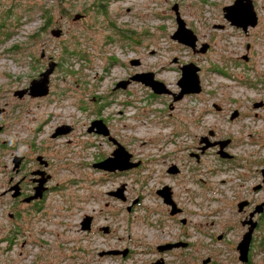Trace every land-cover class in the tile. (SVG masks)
Segmentation results:
<instances>
[{"label":"rangeland","instance_id":"obj_1","mask_svg":"<svg viewBox=\"0 0 264 264\" xmlns=\"http://www.w3.org/2000/svg\"><path fill=\"white\" fill-rule=\"evenodd\" d=\"M232 1L0 0V190L13 155H40L49 175L45 198L15 221L0 196V264H148L157 255L181 264V252L155 249L180 231L191 243L190 264L205 256L213 264H241L233 249L238 226L223 202L222 159L214 149L199 163L188 155L199 135L214 129L217 138L232 140L230 151L250 170L264 164V0H252L257 23L245 32L223 17L222 7ZM173 3L196 36L195 51L170 37ZM49 62L55 66L47 93L18 96ZM188 62L198 67L201 89L173 100ZM147 71L169 92L153 93L140 81L113 88ZM187 116L195 117L189 131L196 139L183 132ZM93 119L140 161L137 167L119 173L92 167L114 149L107 136L86 130ZM60 125L69 131L52 137ZM172 164L178 174L167 173ZM252 176L248 182L257 179ZM121 184L123 200L108 193ZM163 186L184 209L186 225L167 216L155 192ZM85 215L93 218L89 230L80 227ZM103 225L110 230L101 231ZM125 247L131 249L126 257L99 254ZM250 251L246 264H264V246L255 242Z\"/></svg>","mask_w":264,"mask_h":264},{"label":"flooded vegetation","instance_id":"obj_2","mask_svg":"<svg viewBox=\"0 0 264 264\" xmlns=\"http://www.w3.org/2000/svg\"><path fill=\"white\" fill-rule=\"evenodd\" d=\"M214 107L216 110L221 109V107L217 105H214ZM198 119L200 121L202 119L201 116ZM194 120L195 117L189 119L188 116L184 119L186 125L185 128H183V132L186 133V135H188L191 138V140L194 139L195 136L197 138V135L195 133L190 135L191 130L189 131L190 125L192 126L193 124L192 122H194ZM204 136H207L208 138L202 139L203 141L199 142L200 138ZM223 140H229L223 147L224 151H226L229 154V156L224 158L220 157L222 159L221 172L224 175L223 179H221V181L224 183L223 202L225 201L228 202L230 206L229 209L233 214V221L238 226L239 234L237 236V241L235 239V245L233 247L236 253H238L236 249L237 243L241 240L244 233L251 230V238L247 253V261L246 262L240 261L238 259V256L236 255V258L241 264H246L250 261V253H251L250 250H252L253 244L257 242L258 247L264 246V182L262 181L263 177L260 171L262 168H264V164H262L259 168L250 170V168L247 167V164L243 163V159H237L235 154L230 151L232 140L228 137L225 139L217 138L215 136L214 129H209V131H207V135H199L196 143H192L191 147L188 149V155L189 157L194 159L196 163H199L202 157L205 156L207 153H209L211 149H214V151L216 152V149L218 148V144H216L214 146L201 150V146L205 142L223 141ZM116 141L119 142V140ZM13 157L11 159V167L3 171L4 175L2 176H7V177L6 179L4 177L2 179V180L5 179L4 181L5 186H2V189L0 190V196L4 197L7 200L9 206H11V211L7 213V216L10 218V220L15 221L18 219L20 214L25 209H32L38 207L39 203L47 195L49 187L47 186L46 183L48 182L49 178L48 176L45 177L48 166L47 161L45 165H41L36 159H28L25 156L20 155V161L18 165L14 167L12 164ZM130 160L133 159L130 158ZM176 169H177L176 173H170V174H178L180 172V168L177 166ZM115 172L119 173V171H115ZM254 172L257 173V179L254 182L251 181L248 182L253 177L252 173ZM42 178H44V181L42 182L41 185V187H43L41 188V195L29 201H26V198H28L30 195L34 193V187L37 184L38 179H42ZM14 184L17 185L16 192L10 189V187ZM257 186L258 188H256ZM124 190L125 189H123V192ZM169 191H170V197L174 202V207L176 208V212L170 213L169 212L170 205L167 204L166 205V207L168 208L167 216L170 219L174 220L176 224L186 225L187 217L183 215L184 209L173 199L172 191L170 188ZM105 206H107V203H105ZM92 221L93 218L91 216L90 225L87 230L91 228ZM103 226L107 227L108 231L110 230V228L107 225H103ZM223 236H224L223 233H218L216 235V238L221 239L223 238ZM257 236L258 237L261 236V238L256 241ZM175 243H178V245L172 246L169 249H165L161 251L157 249L158 245L175 244ZM190 246L191 243L188 241L187 238L184 237L183 232L180 231L177 232V235L174 239L156 244L155 249L158 254L172 252L175 255H178L181 252L182 259L178 260V256H176L177 257L176 260L181 262V264H190L189 260H191L192 256L185 253V250H188ZM124 249H126V254L125 255L120 254L121 257H126L131 252V249H129V247L128 248L125 247ZM116 250H120V249H116ZM166 263H167L166 258H164L163 255H157L153 259H150L148 262V264H166ZM200 263L213 264L210 256H205L201 258Z\"/></svg>","mask_w":264,"mask_h":264},{"label":"water","instance_id":"obj_3","mask_svg":"<svg viewBox=\"0 0 264 264\" xmlns=\"http://www.w3.org/2000/svg\"><path fill=\"white\" fill-rule=\"evenodd\" d=\"M171 9L174 11L175 14V21H176V29L171 34V38L175 39L176 41L183 43L187 46H189L193 51H195V45H196V36L193 34V32L185 27L184 21L180 18L178 10H177V4L173 3L171 6ZM223 17L235 27L241 28L242 31H246L248 27H253L257 23V14L253 8L252 0H233L231 4H226L222 7ZM80 17V14H75L73 19H77ZM60 29H51L50 33L53 36H59L60 35ZM207 48V44L203 43L201 47H199V51L204 52ZM244 59H246V55L243 56ZM137 59L130 60L131 64H138ZM55 66V62H49L47 67L39 73V77L37 79H32L29 83L28 88H24L21 90H17L15 93L18 96L23 95L27 90H29V94L32 96H40L45 95L48 91V76L52 72L53 68ZM198 67L195 66L192 62L184 63L180 67V77L177 79L176 83L179 87V91L177 93H172L173 100L180 99L183 95L188 93H197L200 91V83L197 75ZM264 76V75H263ZM130 81H140L145 85H148L153 93H168V89L165 87V85L153 78V74L150 71L147 72H141V73H135L133 75H130L127 79L118 80L113 88H125L127 84ZM264 81V78H263ZM261 103H254V106H259ZM237 115L236 110L233 111V113L230 115V118H234ZM70 129L67 125H60L57 126L54 131L51 133V136H57L63 133L68 132ZM88 132H95L104 136H107L108 140H110L114 144V149L112 152L105 157L104 159L94 162L92 164V167L105 170L108 172H115V171H123L128 170L134 167H137L140 163L139 160L132 161L131 153L128 152L123 145H121L119 142L116 141L115 138L111 137L109 135V131L107 126L103 123L101 119H93L90 121L89 126L86 129ZM207 136L201 137L199 142H202V139H207ZM229 140H223V141H213V142H205L201 146V150H204L208 147L214 146L218 144V148L216 149V154L221 157H228L229 154L224 151V145ZM36 160L41 165H45L47 162L45 159H43L40 155L36 156ZM20 161V156H14L13 157V166L16 167ZM168 173H176L177 169L175 165H171L167 168ZM262 174V181L264 182V168L261 170ZM49 178V175L46 174L45 177ZM44 181V178L38 179L37 184L34 187V193L30 195L28 198H26V201H29L33 198H36L41 195V185ZM258 188V186L256 187ZM10 189L14 190V192L17 191V185L14 184L10 187ZM123 189L124 185L121 184L117 188H115L112 191H109L108 193L116 198H119L121 200L124 199L123 195ZM163 200L165 204L170 205V213L176 212V208L174 207V202L170 197V191L168 186H163L160 189H156L155 191ZM91 216L85 215L80 222L81 229H88L90 225ZM103 232H107V227L103 226L99 228ZM251 238V230L244 233L241 240L237 243L236 249L238 251V259L242 262L247 261V253L249 248ZM178 243L175 244H163L158 245V250H165L169 249L172 246H177ZM103 253L106 254H126V249L122 250H116V249H109L106 251H102L99 254L102 255Z\"/></svg>","mask_w":264,"mask_h":264}]
</instances>
